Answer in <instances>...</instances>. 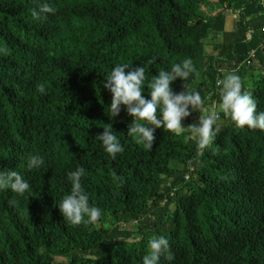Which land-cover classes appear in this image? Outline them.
Returning a JSON list of instances; mask_svg holds the SVG:
<instances>
[{
	"label": "trees",
	"instance_id": "1",
	"mask_svg": "<svg viewBox=\"0 0 264 264\" xmlns=\"http://www.w3.org/2000/svg\"><path fill=\"white\" fill-rule=\"evenodd\" d=\"M206 1L0 0V169L30 185L0 190V264H141L154 236L173 256L160 264H264V130L220 113L216 85L236 73L264 111V0H215L214 15ZM43 3L54 12L33 19ZM209 35L221 39L204 54ZM186 58L194 72L170 87L213 105L216 135L198 152L189 131L157 128L145 149L123 106L111 117L104 79L116 64L145 66L147 98L153 75ZM189 111L182 125L197 119ZM105 124L124 147L115 159L95 138ZM32 154L44 158L39 169L26 167ZM77 166L101 210L95 224L71 225L56 206Z\"/></svg>",
	"mask_w": 264,
	"mask_h": 264
},
{
	"label": "clouds",
	"instance_id": "2",
	"mask_svg": "<svg viewBox=\"0 0 264 264\" xmlns=\"http://www.w3.org/2000/svg\"><path fill=\"white\" fill-rule=\"evenodd\" d=\"M54 12L47 3H43L39 11L33 9V19H40L42 14ZM127 69V71H125ZM145 66L140 64L121 63L112 67L107 74L102 87L111 94L108 106L111 117H116L121 112V106L132 117L128 134L135 138L137 144H142L145 149H151L155 140L154 131L164 128L174 134H181L186 129L195 138L198 152L209 146L216 135L214 127L218 112L212 110L208 115H200L198 124L182 127V120L190 115L189 109L201 111L204 99L197 91L184 90L175 93L170 87L177 78L186 81L194 72L192 60L186 58L179 63L172 64L170 70H161L153 75L148 83L150 91L147 98L142 95L145 82ZM216 85L219 89L218 111L230 118L238 128L264 130V111H257L256 101L250 93L242 91L240 77L229 72L218 78ZM39 93H44L42 85L37 86ZM159 109V114L157 110ZM151 125V126H150ZM110 124H105L102 133L95 135L101 142L103 150L112 159L124 151L123 145L111 131ZM44 163L41 155L32 154L27 158L28 169H39ZM85 169L77 166L66 173L70 182V191L63 195L56 205L66 220L71 225L95 224L101 216V210L89 203V197L81 184V177ZM29 182L16 170L0 169V190L9 189L23 195L29 190ZM15 203V201H10ZM169 242L163 237H152L148 241L149 252L141 258V264H160L161 257L171 261L173 256L169 251Z\"/></svg>",
	"mask_w": 264,
	"mask_h": 264
},
{
	"label": "rangeland",
	"instance_id": "3",
	"mask_svg": "<svg viewBox=\"0 0 264 264\" xmlns=\"http://www.w3.org/2000/svg\"><path fill=\"white\" fill-rule=\"evenodd\" d=\"M201 8L207 15H214L215 13L220 11L222 7L215 0H207L206 3L201 6ZM236 17H237L236 12L229 13V15L225 18L224 30L229 31L232 29L233 23L236 20ZM220 39L221 38L219 35L218 36L209 35L203 41V53L204 54L215 53L216 52L215 46L220 42ZM212 108H213V105L209 107L207 106L201 109V111H199V114L196 120H194L191 124H183L182 127H188L189 125L198 124L200 115H208ZM185 131H189V130L186 129ZM105 226H109V225L106 224Z\"/></svg>",
	"mask_w": 264,
	"mask_h": 264
},
{
	"label": "built area",
	"instance_id": "4",
	"mask_svg": "<svg viewBox=\"0 0 264 264\" xmlns=\"http://www.w3.org/2000/svg\"><path fill=\"white\" fill-rule=\"evenodd\" d=\"M250 54H252V52H251ZM216 117H217V116H216Z\"/></svg>",
	"mask_w": 264,
	"mask_h": 264
},
{
	"label": "crops",
	"instance_id": "5",
	"mask_svg": "<svg viewBox=\"0 0 264 264\" xmlns=\"http://www.w3.org/2000/svg\"><path fill=\"white\" fill-rule=\"evenodd\" d=\"M227 31V30H226Z\"/></svg>",
	"mask_w": 264,
	"mask_h": 264
}]
</instances>
